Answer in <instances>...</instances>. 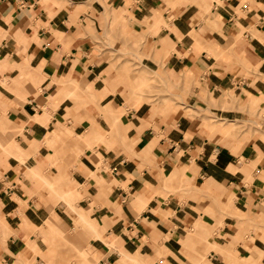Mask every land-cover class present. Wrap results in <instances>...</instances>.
I'll return each mask as SVG.
<instances>
[{
	"label": "crops",
	"instance_id": "crops-1",
	"mask_svg": "<svg viewBox=\"0 0 264 264\" xmlns=\"http://www.w3.org/2000/svg\"><path fill=\"white\" fill-rule=\"evenodd\" d=\"M65 231L72 264H264V0H0V264Z\"/></svg>",
	"mask_w": 264,
	"mask_h": 264
},
{
	"label": "rangeland",
	"instance_id": "rangeland-1",
	"mask_svg": "<svg viewBox=\"0 0 264 264\" xmlns=\"http://www.w3.org/2000/svg\"><path fill=\"white\" fill-rule=\"evenodd\" d=\"M110 30H111V32H113L114 36L110 35V39H109L108 44L113 46L115 53L117 52L114 57H115V59L117 58L116 60H119V59H121L120 55H122L123 50L125 52L128 50H132V48L135 47V45H136V41L131 40L132 39L131 37H127V33H124L122 31L118 30L116 21H113L110 23ZM117 31H118V33H117ZM116 36H120V37L125 36L126 38H124V42H127V44L126 43L124 44L123 40L119 37H116ZM120 40H122V42H120ZM129 68H130V70H128L127 72H130L131 76L133 73L136 74V73L141 72L144 75L143 77H145V80H146L145 84L146 85L156 81V79H158V81H161V83H164L163 78H160L158 75L155 76L154 74H151V75L147 74L145 71L138 70V68H136L132 65H130ZM163 91H167V90L163 87ZM55 134H57V133H55ZM69 198H70V195H69ZM79 221H84V220L81 218H77L76 223H78ZM34 228H37V227H35V225H34V226H32V229H34ZM43 229H44V227H42V226L39 227V232H41ZM69 234H71V233L68 231H65V233L63 232L62 236H54L53 235L48 240H50V244L51 243L53 244L56 253H58L57 247H59L60 249L63 248L64 250H62V251L60 250L61 255L64 253L66 260L67 261L69 260L67 262V264H72L70 262V260H76V259L81 258L82 254H84V252L82 249L76 248V247L71 245V243L73 241V239H72L73 236L69 237L68 236ZM48 235H52V234L49 233ZM28 264H30V263H28Z\"/></svg>",
	"mask_w": 264,
	"mask_h": 264
}]
</instances>
